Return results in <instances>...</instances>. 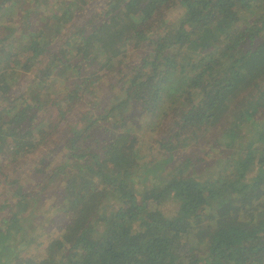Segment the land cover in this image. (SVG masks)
<instances>
[{
	"label": "trees",
	"instance_id": "trees-1",
	"mask_svg": "<svg viewBox=\"0 0 264 264\" xmlns=\"http://www.w3.org/2000/svg\"><path fill=\"white\" fill-rule=\"evenodd\" d=\"M0 264H264V0H0Z\"/></svg>",
	"mask_w": 264,
	"mask_h": 264
},
{
	"label": "rangeland",
	"instance_id": "rangeland-1",
	"mask_svg": "<svg viewBox=\"0 0 264 264\" xmlns=\"http://www.w3.org/2000/svg\"><path fill=\"white\" fill-rule=\"evenodd\" d=\"M104 134V133H103ZM11 172V171H10ZM10 172L9 171H6V174L7 175H11L12 174V172H11V174H10ZM21 173L23 174V171H21ZM146 184V183H145ZM146 186V185H145ZM173 205V204H172ZM170 206H171V204H170ZM165 209H170V207H169V205H166L165 207H164ZM70 222V220H68V218L65 216V215H62V217H61V221H57V223L55 224V228H58V229H62L65 225H68V223Z\"/></svg>",
	"mask_w": 264,
	"mask_h": 264
}]
</instances>
